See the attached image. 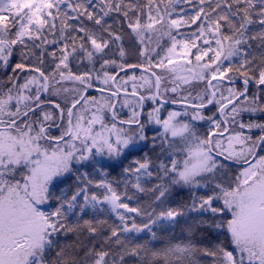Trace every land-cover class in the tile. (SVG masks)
Instances as JSON below:
<instances>
[{"label":"snow or ice","instance_id":"obj_1","mask_svg":"<svg viewBox=\"0 0 264 264\" xmlns=\"http://www.w3.org/2000/svg\"><path fill=\"white\" fill-rule=\"evenodd\" d=\"M0 264H264V0H0Z\"/></svg>","mask_w":264,"mask_h":264}]
</instances>
